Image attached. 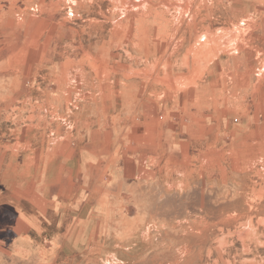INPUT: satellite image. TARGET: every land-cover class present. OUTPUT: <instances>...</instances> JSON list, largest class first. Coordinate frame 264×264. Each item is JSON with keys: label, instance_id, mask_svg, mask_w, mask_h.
<instances>
[{"label": "rangeland", "instance_id": "374dc122", "mask_svg": "<svg viewBox=\"0 0 264 264\" xmlns=\"http://www.w3.org/2000/svg\"><path fill=\"white\" fill-rule=\"evenodd\" d=\"M13 153L110 196L98 264H264V0H0V264H41Z\"/></svg>", "mask_w": 264, "mask_h": 264}, {"label": "crops", "instance_id": "0c3cea01", "mask_svg": "<svg viewBox=\"0 0 264 264\" xmlns=\"http://www.w3.org/2000/svg\"><path fill=\"white\" fill-rule=\"evenodd\" d=\"M98 155L95 150V156ZM18 156L19 153L11 155L9 166L14 169L10 170L9 178L6 177L10 179L11 202L17 206V210L9 212L15 215L12 228L17 234L26 235L27 249L39 251L41 264H98L96 251L102 239L100 234L107 226L105 219L112 214L99 203L110 196L99 195L97 190L80 193L77 179L82 163L78 160L75 165V155L66 156L55 177H51V170L56 159L47 160L38 177L36 172L41 166L37 165L29 166L32 171L29 174H18ZM33 160L27 152L25 161ZM97 162V159L90 162V169ZM29 188L32 195L24 193ZM23 203L33 208L25 209Z\"/></svg>", "mask_w": 264, "mask_h": 264}]
</instances>
